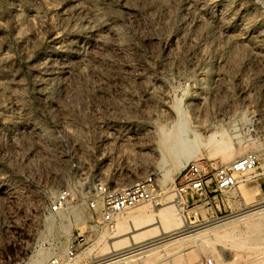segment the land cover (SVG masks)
<instances>
[{
  "label": "rangeland",
  "instance_id": "374dc122",
  "mask_svg": "<svg viewBox=\"0 0 264 264\" xmlns=\"http://www.w3.org/2000/svg\"><path fill=\"white\" fill-rule=\"evenodd\" d=\"M239 96L250 99L253 109L233 108ZM179 107L203 141L220 131L232 144V152L216 157H209L203 148L189 163L227 165L248 152H258L264 175V140L248 142L236 129V123L253 114L261 123L258 130L264 131V0H0V182L21 181L19 173L26 167L22 154L29 153L25 160L32 159L38 151L46 168L61 167L64 180L60 183L65 184L78 175L66 163L67 155L74 152L88 158L85 140L91 114L101 119L106 113L122 112L144 130L141 157L132 160L137 170L127 179L119 181L112 173L104 177L108 183L124 186L158 170L162 201L157 206L145 205L148 214L176 205L194 230L261 206L264 202L242 208L238 191L226 193L224 205L216 203V214L215 205L201 208L205 223L199 227L202 219L194 214L198 210H182L176 189L185 165L177 169L172 153L163 159L157 152L158 142L165 138L161 128L168 132L172 122L167 118L177 120ZM33 125L50 138L48 142L27 132L22 135L23 128ZM59 131L66 135L62 141L55 139ZM71 132L82 134L84 142ZM55 157L60 161L55 163ZM168 170L170 179L164 181ZM96 173L91 167L86 176L103 177ZM253 195L251 191L242 198ZM79 209L84 212L80 221L68 216L61 224L63 250L74 236L86 239L69 264L99 260L101 251L123 239V233L138 232H132L130 225L120 234L114 228L107 231L85 205ZM243 234L236 239L249 237ZM234 241L191 245L172 258L154 261L204 264L212 258L222 264L227 257L234 264H264V241L260 253L237 249ZM60 257L63 264L68 262L65 253ZM154 261L136 258L130 264Z\"/></svg>",
  "mask_w": 264,
  "mask_h": 264
},
{
  "label": "built area",
  "instance_id": "2783aa9c",
  "mask_svg": "<svg viewBox=\"0 0 264 264\" xmlns=\"http://www.w3.org/2000/svg\"><path fill=\"white\" fill-rule=\"evenodd\" d=\"M239 106L253 109L250 99L241 96L233 102V108ZM96 116L91 114V122L86 128L88 158L82 159L74 152L67 155L66 163L78 175L65 184L60 183L64 180L61 167L46 168L45 158L38 151L31 155L32 159L25 160L30 154H22V164L26 162V167L19 173L23 177L21 181L0 182V264H28L38 253L47 258V264L60 263L62 253H65L68 262L74 261L86 239L74 236L63 250L61 224L68 216L72 218L69 214L72 206L85 205L98 216V225L108 229L117 217L131 209L161 203L163 190L158 170L124 186L106 181L104 175L107 173L117 175V180L122 181L136 172L132 160L141 157L144 130L140 129L136 120L126 118L122 112H109L101 119ZM247 117V121L236 123V129L248 142L264 140V131L258 130L261 125L259 119L256 120L253 114ZM25 133L41 142L50 139L41 134V128L36 125L23 128L22 135ZM149 134H152L151 130ZM57 135L55 139L58 141L66 137L61 131ZM69 135L84 142L80 133L75 135L71 132ZM154 148L150 146L149 149ZM55 158V163L60 161ZM260 161V153L248 152L227 165H218L213 161L188 163L179 173L181 181L176 189L178 205H182V210L189 207L198 210L194 213L195 218H201L202 222H198L197 227L203 226L205 220L201 208L211 206L212 201L218 210L216 203L224 205V194L238 191L240 183L261 175ZM43 164L45 167H40ZM91 167L103 177H87ZM42 173L47 177H41ZM168 189L166 186L165 190ZM209 214L206 213L207 216ZM204 264L216 262L210 258Z\"/></svg>",
  "mask_w": 264,
  "mask_h": 264
},
{
  "label": "bare ground",
  "instance_id": "6f19581e",
  "mask_svg": "<svg viewBox=\"0 0 264 264\" xmlns=\"http://www.w3.org/2000/svg\"><path fill=\"white\" fill-rule=\"evenodd\" d=\"M177 113V120H173V116L167 118V121L172 122L168 132H166L163 127L161 128V136L163 134L165 138L163 137L164 140L158 142L157 150L163 159L166 158L168 155L167 153H172V156L176 158H174L176 160L174 161L176 162L177 169L183 165L186 166L191 159L199 155L203 148L208 151L209 157H216L219 154L230 152V150L232 152L231 142L224 139L225 133L213 131L214 133L210 134V136L203 141L197 130L191 127L190 121L185 117L180 107L177 109ZM191 133L194 135L193 138L189 137ZM226 136L229 137L227 133ZM234 154H236V152ZM228 155L231 156V154ZM230 156L228 157L231 158ZM163 161L164 160H162V162ZM170 172L169 170L168 173L166 172L164 181L170 179ZM263 204L250 208L234 216L230 220L215 221L208 226L196 228L194 230L188 225L184 217L179 215L176 205H170L159 210L157 213L151 212L149 214L144 209L146 208L144 207L145 205H142L143 207L140 206L137 207L138 209L135 208L136 211H127L126 215L122 216L120 220L116 219L118 222L115 220V225L113 223L114 227L112 225V227L105 229L111 231L114 228L113 232L117 231L120 234V232L125 231V226L130 225L133 230L132 232H138L133 236H127L129 232L126 234L123 233L125 236L123 239L113 243L114 245L109 250L101 251L103 253L99 260L87 264H130L136 258L145 257L150 258L152 262L161 259L167 260L176 254L183 253L191 245L197 246L207 242L231 239L235 240L233 246L237 249L244 247L252 253H260V242L262 241L263 243L264 241ZM69 214L76 221H80L83 218L84 212L79 209V206H72L69 210ZM243 233H246L249 237H247V239H236L238 235H244ZM192 261L193 260H189L190 263L188 264H192ZM30 262L32 264H44V256L38 253ZM69 263L70 262H67L66 264ZM58 264H63V262ZM175 264L185 263H183L182 260H177ZM222 264L234 263L233 261H228V258L225 257L224 261L222 260Z\"/></svg>",
  "mask_w": 264,
  "mask_h": 264
},
{
  "label": "crops",
  "instance_id": "0c3cea01",
  "mask_svg": "<svg viewBox=\"0 0 264 264\" xmlns=\"http://www.w3.org/2000/svg\"><path fill=\"white\" fill-rule=\"evenodd\" d=\"M253 191L254 195L250 199H243L242 196L246 193H251ZM238 192L239 195V202L242 206V208H245L247 206H254L257 203L264 202V175L261 174L260 176L256 178H252L250 181L246 183H240ZM211 206L214 208V203L211 201ZM215 213L216 208H214ZM208 222L212 221L207 219ZM216 220V219H214Z\"/></svg>",
  "mask_w": 264,
  "mask_h": 264
},
{
  "label": "water",
  "instance_id": "95a60500",
  "mask_svg": "<svg viewBox=\"0 0 264 264\" xmlns=\"http://www.w3.org/2000/svg\"><path fill=\"white\" fill-rule=\"evenodd\" d=\"M254 207H256V206H254ZM253 208V207H252Z\"/></svg>",
  "mask_w": 264,
  "mask_h": 264
}]
</instances>
